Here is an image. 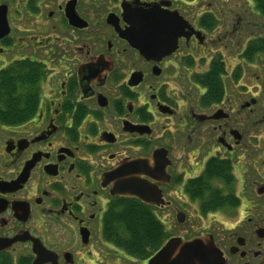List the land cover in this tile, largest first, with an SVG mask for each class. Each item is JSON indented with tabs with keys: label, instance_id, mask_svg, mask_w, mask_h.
I'll return each instance as SVG.
<instances>
[{
	"label": "flooded vegetation",
	"instance_id": "af4514ba",
	"mask_svg": "<svg viewBox=\"0 0 264 264\" xmlns=\"http://www.w3.org/2000/svg\"><path fill=\"white\" fill-rule=\"evenodd\" d=\"M203 1L0 0V71L37 74L32 108L0 122V264H149L156 252L132 255L111 218L138 198L104 180L135 160L156 174L158 220L203 221L194 238L210 237L222 264H264V65L243 57L247 42L238 68V30L199 14ZM154 8L178 25L163 32ZM139 23L143 48L127 37ZM255 69L258 94L238 93ZM212 160L229 177L204 174Z\"/></svg>",
	"mask_w": 264,
	"mask_h": 264
},
{
	"label": "trees",
	"instance_id": "16d2710c",
	"mask_svg": "<svg viewBox=\"0 0 264 264\" xmlns=\"http://www.w3.org/2000/svg\"><path fill=\"white\" fill-rule=\"evenodd\" d=\"M253 2L258 16L264 19V0H250ZM209 19V21H208ZM202 27H213L217 20L212 15H205L200 20ZM264 55V37L250 41L244 50L243 57L249 61ZM37 74L28 72H16L14 65L0 71V122L4 125H12L25 116L24 108H32L34 94H30V86L34 85ZM213 85L217 87V80ZM220 83V81H219ZM215 89L210 92L211 101H217ZM27 95V96H24ZM30 103V104H29ZM204 174H231V168L218 160H212ZM114 229L121 224L129 237L125 242L126 249L134 256H150L157 252L164 243L171 238L166 226L156 218L152 208L138 199H120L112 211ZM112 225V223H111ZM124 246V243H123Z\"/></svg>",
	"mask_w": 264,
	"mask_h": 264
},
{
	"label": "water",
	"instance_id": "95a60500",
	"mask_svg": "<svg viewBox=\"0 0 264 264\" xmlns=\"http://www.w3.org/2000/svg\"><path fill=\"white\" fill-rule=\"evenodd\" d=\"M152 12L160 20L159 22L162 24L163 32L167 26L178 25L176 20L168 19L157 8L152 9ZM148 16L146 15L147 18L145 19L155 20L154 17ZM138 25L140 26L141 23ZM138 25L127 37L130 41L133 40V43H137L138 47L143 48L145 42L147 43L148 41L145 40V33H141V26L140 32L139 30L135 32ZM9 32L7 7L0 6V38L8 35ZM155 157L157 159L158 154H155ZM157 164L159 165L158 162ZM149 165V160L128 161L122 163L113 174H106L104 180L107 184H113V195L138 198L147 205H160L163 203L162 195L158 187L149 181V179L156 180V174L151 173L148 169ZM178 220L180 223L184 222L182 214L178 215ZM37 252L40 257L44 256V253L41 251ZM40 261L41 259L39 258L37 263ZM149 264H222V262L219 259V253L213 240L206 236L190 241H184L181 238H171L150 259Z\"/></svg>",
	"mask_w": 264,
	"mask_h": 264
},
{
	"label": "rangeland",
	"instance_id": "374dc122",
	"mask_svg": "<svg viewBox=\"0 0 264 264\" xmlns=\"http://www.w3.org/2000/svg\"><path fill=\"white\" fill-rule=\"evenodd\" d=\"M197 10L199 14H205L207 12L215 14L219 19V26H224L227 33H234L238 30V43L243 45L238 49V68L244 64L241 54L245 48V44L257 38L264 37V19L258 16L259 13L255 9L253 2L250 0H204L199 4ZM235 42L237 41L235 40ZM226 63L227 69L231 71L237 61L233 62V66H229L228 61ZM257 63L259 66L264 65V55H261L258 58ZM247 71L248 70H245L243 73ZM257 73H259L257 69L248 72L251 77L247 80L244 79L243 83L250 87L246 90L242 89L238 93L250 91L253 92V94H258V92L252 87V85L255 84ZM259 139L264 141V128L260 133ZM158 213V215L166 221V224H164L171 237H173V235H178L186 240L203 236L208 231V226L203 221H192L185 225H179L175 219L173 211L163 210L158 211Z\"/></svg>",
	"mask_w": 264,
	"mask_h": 264
}]
</instances>
